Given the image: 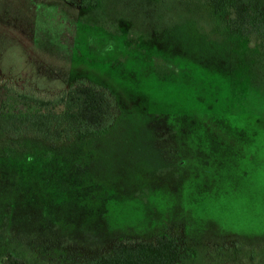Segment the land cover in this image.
I'll list each match as a JSON object with an SVG mask.
<instances>
[{
  "label": "rangeland",
  "instance_id": "obj_1",
  "mask_svg": "<svg viewBox=\"0 0 264 264\" xmlns=\"http://www.w3.org/2000/svg\"><path fill=\"white\" fill-rule=\"evenodd\" d=\"M197 1L0 0L6 111L77 80L116 106L65 143L0 131L1 259L81 264L167 232L180 264H264V44Z\"/></svg>",
  "mask_w": 264,
  "mask_h": 264
},
{
  "label": "trees",
  "instance_id": "obj_2",
  "mask_svg": "<svg viewBox=\"0 0 264 264\" xmlns=\"http://www.w3.org/2000/svg\"><path fill=\"white\" fill-rule=\"evenodd\" d=\"M86 7L84 0H66ZM217 4V5H216ZM220 7H219V6ZM214 25L225 26L231 34L264 44V0H198ZM211 8V9H210ZM21 98L27 97L21 95ZM37 111L13 113L0 105V131L16 137L21 134L40 137L48 143H65L76 137L99 134L113 122L116 106L103 88L85 80L75 81L52 100L30 97ZM53 106H62L54 111ZM44 109V110H42ZM181 244L167 232L149 240L119 239L110 251L81 264H180ZM0 264H25L11 254L0 258Z\"/></svg>",
  "mask_w": 264,
  "mask_h": 264
}]
</instances>
